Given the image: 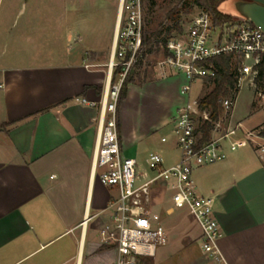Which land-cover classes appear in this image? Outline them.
<instances>
[{"label": "crops", "instance_id": "1", "mask_svg": "<svg viewBox=\"0 0 264 264\" xmlns=\"http://www.w3.org/2000/svg\"><path fill=\"white\" fill-rule=\"evenodd\" d=\"M114 11L111 50L119 0ZM2 17L0 3V264H116L117 250L101 241L100 230L111 220L109 202L117 190L92 165L111 52L79 46L59 61L28 63L20 59L27 53L22 33L4 35ZM171 72L157 81L156 92L129 86L118 108L124 155L137 160L130 148L147 140L148 155L160 153L165 167L179 159L176 138L152 140L157 130L173 125L187 100L181 93L187 78ZM139 95L155 98L161 112L128 127L122 110ZM262 126L264 121L251 129ZM193 179L200 195L214 198L228 264H264V151L253 143L227 150L225 159L194 169Z\"/></svg>", "mask_w": 264, "mask_h": 264}, {"label": "built area", "instance_id": "2", "mask_svg": "<svg viewBox=\"0 0 264 264\" xmlns=\"http://www.w3.org/2000/svg\"><path fill=\"white\" fill-rule=\"evenodd\" d=\"M183 25V23H182ZM144 11L142 0H119V14L108 62L109 82L99 103L98 132L93 170L100 180L115 188L117 194L109 202L111 220L100 230L101 241L115 246L116 264H142L141 258L155 257L168 236L161 228L164 197L157 196L160 186L169 192V204L164 212L172 214L184 208L200 228L201 250L210 264H228L221 248L223 231L214 213L213 196L200 195L193 179L194 169L221 161L227 150L256 144L264 151L261 131L246 129L243 122L232 120L240 88L245 83L254 91L255 100L264 109V83H258L260 65L264 60V33L250 21H226L215 25L208 11L199 9L187 27L175 32L165 44V53L158 62L162 71L183 74L188 82L181 93L187 100L172 118L173 134L180 153L172 165H163V156L149 153L147 162L153 176L142 180L137 175V160L123 154L118 127V99L125 77L139 61L149 54L144 44ZM231 53L236 69V89L223 100V115L212 121L210 111L201 108L198 99L190 100L192 84L196 80L214 78L217 67L212 59ZM119 69L116 79L113 73ZM3 87V84H0ZM77 102L97 106L98 102L76 97ZM199 121L213 125L211 138L200 142ZM241 135V141L235 137ZM166 141V137H162Z\"/></svg>", "mask_w": 264, "mask_h": 264}, {"label": "rangeland", "instance_id": "3", "mask_svg": "<svg viewBox=\"0 0 264 264\" xmlns=\"http://www.w3.org/2000/svg\"><path fill=\"white\" fill-rule=\"evenodd\" d=\"M115 2L117 0H0L3 8L2 18L6 24L3 25L8 31L3 33H22L20 36L27 53L20 59L28 63L59 61L63 56L72 55L79 46L103 51L108 49L111 52V34L115 29ZM142 3L144 27L154 31L165 22L166 12L180 3V0H142ZM22 5V12L18 13ZM10 6L12 9L8 8ZM221 8L232 12V0L222 3ZM199 9L195 8L190 14L183 15L185 28ZM161 56L162 54L147 56L142 68L135 71L134 81L128 84V89L132 86L134 89L146 88L156 92L157 81L168 75V70L162 71L159 68ZM211 87L212 85L202 84L201 80L194 81L190 100L201 98ZM170 89L173 94V84ZM160 112L161 108L156 99L145 95L128 100L122 110L128 127L151 122ZM232 120H242L246 129L264 121V113L255 100L254 91L245 83L237 95ZM173 128L174 126L169 124L157 130L152 140L161 144L160 137L164 136L168 138V143H173ZM263 128L251 130L260 132ZM130 149L137 157V175L142 176V179L152 176L153 171L147 162L149 141L140 142ZM157 191V196L165 198L163 205L156 206L155 210H159L161 214L160 225L168 236V242L158 249L155 257L149 259L151 264H210L201 250V233L199 234L200 230L193 217L184 208L177 209L172 214L164 212L170 202L169 192L160 186Z\"/></svg>", "mask_w": 264, "mask_h": 264}, {"label": "trees", "instance_id": "4", "mask_svg": "<svg viewBox=\"0 0 264 264\" xmlns=\"http://www.w3.org/2000/svg\"><path fill=\"white\" fill-rule=\"evenodd\" d=\"M218 0H180V3L175 4L166 12L165 22H162L154 31H149L144 27V44L145 52L149 55L165 53V44L167 39L175 32H181L183 29V15L190 14L195 8H200L208 11L215 25H222L226 21H231L230 16L219 12L216 9ZM231 53H224L212 59L217 67V73L214 78H205V86L212 85L201 98L198 103L201 108L210 111L212 121L220 119L223 115V100L232 95L236 89V69ZM143 62L139 61L131 69L125 77L118 99L117 105L120 106L123 100L127 97L128 84L134 81V73L143 66ZM260 75L258 83H264V60L260 65ZM119 69L113 73V79H116ZM264 127V126H262ZM213 125L210 121H199L198 131L201 134L200 142H205L211 138ZM264 136V128L261 131ZM152 257L141 258L142 264H151Z\"/></svg>", "mask_w": 264, "mask_h": 264}, {"label": "water", "instance_id": "5", "mask_svg": "<svg viewBox=\"0 0 264 264\" xmlns=\"http://www.w3.org/2000/svg\"><path fill=\"white\" fill-rule=\"evenodd\" d=\"M227 0H218L216 9L230 16L231 21H250L264 33V0H232V12L221 8Z\"/></svg>", "mask_w": 264, "mask_h": 264}]
</instances>
